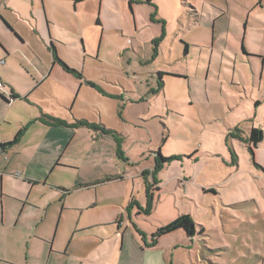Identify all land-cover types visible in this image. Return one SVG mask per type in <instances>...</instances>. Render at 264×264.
<instances>
[{
  "label": "rangeland",
  "instance_id": "374dc122",
  "mask_svg": "<svg viewBox=\"0 0 264 264\" xmlns=\"http://www.w3.org/2000/svg\"><path fill=\"white\" fill-rule=\"evenodd\" d=\"M51 1L54 22L52 32H49L44 19L46 37L55 35L61 39L59 42L63 44H57L58 58L76 71L74 77L81 73L87 81L91 80L82 79L84 89L74 102L72 113L77 119L102 122L111 133L108 137H96L102 128V124L96 123L97 129L86 127L87 133L84 129L77 131L72 158L77 164L84 162L90 167L70 172L72 175L58 169L50 175V181L65 186L69 193L63 201L52 203L45 221L38 226L39 233L43 236L55 234L53 247H63L71 242L72 235L85 229L86 223L108 218L109 210L116 208L105 199L125 206L121 201L131 196L130 174H139L142 167L149 168L146 179L151 185L152 151L159 149L162 156L176 159L162 164L155 174L158 183L161 177L164 181L176 174L183 179L186 177V182L162 185L159 191L149 187L153 197L148 202L147 189L142 184L146 181L137 175L139 179L133 196L141 202V212H132L134 206L128 205L127 210H121L124 219L127 222L132 219L134 226L145 234V240L179 215H188L192 219V236L185 235V238L182 235L185 232L180 229L159 238V246L167 252L168 248L171 253L168 252L167 264H264V180L259 179L255 168H260L255 166L254 152H249L245 139L239 136L231 140L232 146L229 143L236 133L233 123L255 114L258 118L264 105L258 109L254 102L245 99L239 106L234 104L239 94L235 92L231 77L233 72L237 77L238 70L244 72L238 67L233 68L234 53L225 51L226 18L213 17L209 9L200 6L199 17H196L183 9L182 0H160L159 11L155 8L151 15L160 12L166 18L155 21L165 25L151 23L148 26L147 9L141 7L137 20L142 26L133 39L128 38L127 30L132 29L134 14L129 17L123 14L120 18L125 34L112 28L102 33L101 26L95 24L98 17L95 5L93 9H87L86 4L76 9L62 0ZM151 5L157 6L154 1ZM63 6L67 14L68 11L72 13V25L55 15L57 8ZM118 21L111 16L106 19L109 25ZM247 32L244 41L264 50V28ZM155 36L160 38L156 45ZM8 40V56L0 50V60H4L0 63V76L17 91L31 83L29 76H34L31 64L44 63L28 48L21 50L13 39ZM158 72L162 73V79ZM54 74L55 69L51 76ZM106 80L113 82L109 89L113 94L93 96L90 88L103 93L100 87ZM119 86L125 91H113ZM240 91L244 97V92ZM31 99L37 98L34 95ZM118 100H121L120 108ZM35 101L58 111L54 107L57 103L51 97ZM237 128L246 133L248 124ZM204 129H210L212 133L204 135ZM227 147L230 156L224 153L223 148ZM93 168L106 173L118 172L124 177L95 187L100 201L95 210L87 206L94 198V187L79 191L73 186L87 179ZM188 173L196 176V182H192L195 187L187 183ZM205 184L215 188L217 194L201 191ZM247 199H253L255 204L244 202ZM34 214H37L36 209L24 207L19 222L26 223H18L10 232L1 231L7 241L13 240L11 246L1 245L2 254H12L10 258L15 261L24 258L26 237L32 231V221L26 220ZM33 243L44 244L36 239L31 240ZM45 245L49 248L51 241ZM53 256L61 258L63 263L67 261L66 256L56 253ZM68 264H73L71 259Z\"/></svg>",
  "mask_w": 264,
  "mask_h": 264
},
{
  "label": "crops",
  "instance_id": "0c3cea01",
  "mask_svg": "<svg viewBox=\"0 0 264 264\" xmlns=\"http://www.w3.org/2000/svg\"><path fill=\"white\" fill-rule=\"evenodd\" d=\"M62 1L67 6L72 4L76 9L77 7H82L84 4L87 5V9H93L95 5V11L97 10L98 14L95 24L101 26L102 33L112 28L113 31L125 34L121 30L120 18H122L123 14H127L128 17L134 14V17H132V29L127 30L128 38L134 39L142 26L137 20V15L142 12L141 7L147 9L148 26L151 23L165 25L161 21H158L159 23L155 21L156 19L162 20V18H166L162 17L160 12L151 15L155 8L159 11L158 3L160 0ZM130 1L132 2L130 3ZM152 1L157 4L156 7L151 5ZM52 4L51 0H0V50L4 56H8L6 45L9 42L8 39H13L19 49L28 48L33 54L41 57L42 60L41 58H38V60L44 63L43 65L31 64L34 73L33 77L32 75L29 76L31 77V83L17 91L10 85L9 81L0 76V80L4 83V87L0 90V146L1 144L11 142L17 133H20L15 143L0 147V149L2 148V154H0V264H68L69 259H71L73 264H167L169 260L167 255L168 252L170 253V250L167 248V252L166 249L160 247L158 244L159 239L155 245H149L150 239L145 240V238H142L135 230L133 220L129 219L127 222V219H124L121 212L122 209L127 210L128 205L130 207L134 206L131 209L132 212H141V202L133 196V190L137 188V180L139 179L136 178L137 175L141 176L143 180V172L145 171L148 177L149 168L147 167H142L139 174H130L131 183L129 192H131V196L124 197L121 201V203L126 204L125 206L122 207L121 204L115 205L112 199H105L116 210H109L110 216L108 215L109 217L106 219L101 221L99 219V221L83 225L85 229L72 235V240L71 242L69 241L70 243L68 242L69 244L55 248L53 247L55 234L43 236L38 231V226L45 221L52 203L58 200L63 201L65 194L69 193V189L65 188V186L54 184L53 181H50V175L58 169L72 175L70 172L78 171L80 168L86 166L90 167L89 164H84V162L77 164L72 158L74 153L73 146L77 140L75 136L77 131L84 129L83 131L87 133L86 126L79 125L78 123L75 124L78 120L85 119H77L72 113V108L78 95L84 89L82 79L86 82H90L91 80L87 81L86 76L84 77L81 73L77 78L74 77L72 73L64 70L54 58V54L58 57V45L61 46L63 43L59 42L61 39L55 35L52 38L50 36L46 37L44 19L46 26L48 25L49 32H52V24L54 22V16L51 13ZM199 6L202 9H209L213 17L226 18L225 30L223 31L225 34L224 48L227 53H234L233 68L238 67V69H242L244 72L242 74L238 70V76L235 77L233 72L231 77L235 92L239 94L236 95L234 104L239 106L240 102L245 99L254 102L259 109L262 104L264 105V50L260 46L249 45L244 40L245 36L249 34L248 30H251L253 33L255 29L262 30L264 28V0H182L183 9L196 17H199ZM57 14L65 18L67 23L72 25V13L68 11L67 14L64 6L57 8L55 15ZM110 16L119 19V21L109 25L106 19ZM154 39H156V36ZM238 40H240V43ZM64 60L67 62L66 59ZM31 62H33V59ZM62 62L64 63V61ZM53 69H55V74L51 76ZM26 73L29 74L28 71ZM161 76L160 74V79H162ZM102 83L105 84L100 87L103 93L89 87L93 91V96L98 93L103 97H108L106 94H113L109 91L113 82L106 80L105 82L102 81ZM85 86L88 87L87 85ZM30 88L31 90H29ZM115 89L113 91H125L123 86ZM240 90L244 92V97L240 95ZM247 91H249L248 94ZM10 94L14 95L15 98L8 100L7 96ZM30 95H35V98H37L35 100H42V97L46 96L51 97L57 103L53 105L58 108V111L49 107L45 108L42 103L32 100ZM118 101L119 107L121 100ZM53 118L62 120L64 124L51 121ZM89 122L102 124V127L111 130L105 127V125L103 126L102 122ZM241 124H248V131L246 133L238 130L237 127ZM232 126H234L236 133H233L235 137H230V145L231 140L239 136L246 139L252 127L262 130V139L253 148V152L256 163L261 167V169H255H257L259 179L264 180V110L260 112L258 118H256V114L253 117H242L233 123ZM202 133L208 135L212 133V130L204 129ZM108 136L109 134L98 130L96 137ZM87 138L90 140L88 134ZM211 143L213 144L214 142L211 141ZM206 146L204 147L205 152L207 150ZM223 149L225 154L231 155L228 147L227 149ZM154 152L152 151V166L155 164ZM229 160L232 163L234 162L232 158ZM180 176L177 174L172 175L164 181L161 177L160 182L162 183H158L155 178L149 187L159 191L162 185L174 183L175 185L176 183L177 185H183L186 182V177L183 179ZM105 177H109L110 179L98 182ZM195 178V175L188 173L187 180L189 182L187 183L193 185L192 182H196ZM123 179L124 177L118 172L106 173L102 169L95 170L93 168L87 179L78 181L80 183L76 182L73 186L79 191L94 187V198L87 206L89 209L95 210L100 203L95 187L103 182H116ZM142 184L144 188L145 183L142 182ZM201 191L204 193L211 191L217 194L216 189L208 184L201 186ZM145 196H147L146 193ZM244 202L255 204L253 199H247ZM26 206L36 209L37 214L28 217L26 220L32 221L30 225L32 231L26 237L24 258L21 261H15L10 258L12 254L4 255L1 252V245L9 244L11 246L13 241H7L2 236L1 231L9 230L7 232H10L16 228L18 223L25 224L26 222H19V217ZM42 210H44L43 213ZM182 235L185 236L186 233ZM32 239L41 241L44 243L42 244L43 246L36 243L31 244ZM60 240L58 239L57 241ZM49 241H51V246L46 248L45 244H48ZM11 250L14 251L13 249ZM114 250H116L115 253H113ZM55 253L66 256L67 261L63 263L61 258L53 256Z\"/></svg>",
  "mask_w": 264,
  "mask_h": 264
},
{
  "label": "trees",
  "instance_id": "16d2710c",
  "mask_svg": "<svg viewBox=\"0 0 264 264\" xmlns=\"http://www.w3.org/2000/svg\"><path fill=\"white\" fill-rule=\"evenodd\" d=\"M160 38L155 40V45L157 44V42L159 41ZM186 47V44L185 46ZM156 49V48H155ZM54 58L56 59L57 62L60 63V65L64 68V70H66L67 72H70L72 74H77L75 70L70 69L69 67H67V65L65 63H63L61 60H59V58L54 54ZM161 73H159L160 75ZM79 76V75H78ZM159 86H162V83H159ZM99 89V88H98ZM10 97L12 99L15 98L14 95L10 94ZM51 121L55 122V123H59V124H64V122L60 119H51ZM79 124L82 126H86L90 129H97V126L95 123H90L88 121L85 120H78L75 124ZM103 133H107L110 134L111 130H108L107 128H99ZM20 133H17V135L13 138V140L11 142H8L6 144H1L0 147H4L5 145H11L13 143H15L18 138H19ZM262 139V130L260 128H255L252 127L249 130L248 136L246 137L245 141L247 143V148L249 150V152L251 154H253V148L257 145V143ZM2 149V148H1ZM155 164H154V168L151 171L152 174V181L155 180V174L157 173V171H159L162 168V164L171 161L172 159H176V157H164L160 154L159 149L156 150L155 152ZM191 156V155H190ZM256 167H259L261 169V167L258 164H255ZM144 173V179H145V185H146V195H147V200L148 202H151L153 194L150 191L149 188V184L147 183V179H146V174L147 172H143ZM146 175V176H145ZM109 177H105L102 180L98 181H105V180H109ZM151 186V185H150ZM135 230L137 231V233H139L141 235L142 238H145V234L140 232L138 230V228L136 226H134ZM177 229H182L184 230V232L186 233V235L192 236L194 234V222L192 221V219L188 216V215H179L178 217H176L173 221L157 228L153 233H151L149 235L150 237V244L149 245H155V243L157 242V240L164 234H167L171 231L177 230Z\"/></svg>",
  "mask_w": 264,
  "mask_h": 264
},
{
  "label": "built area",
  "instance_id": "2783aa9c",
  "mask_svg": "<svg viewBox=\"0 0 264 264\" xmlns=\"http://www.w3.org/2000/svg\"><path fill=\"white\" fill-rule=\"evenodd\" d=\"M4 60H0V63L3 64ZM4 87V83L0 80V90H2V88ZM8 100H12V98L10 97V95L7 96ZM0 154H2V150L0 149ZM18 174V173H16Z\"/></svg>",
  "mask_w": 264,
  "mask_h": 264
},
{
  "label": "flooded vegetation",
  "instance_id": "af4514ba",
  "mask_svg": "<svg viewBox=\"0 0 264 264\" xmlns=\"http://www.w3.org/2000/svg\"><path fill=\"white\" fill-rule=\"evenodd\" d=\"M143 1V0H142ZM132 1H130V3H131ZM134 2V1H133ZM140 2V1H139ZM129 3V5L131 6V4ZM143 3V2H142ZM161 75H162V73H161ZM162 78V77H161Z\"/></svg>",
  "mask_w": 264,
  "mask_h": 264
}]
</instances>
